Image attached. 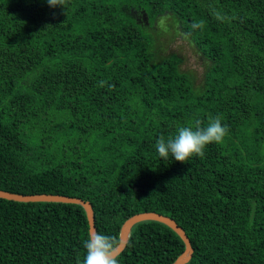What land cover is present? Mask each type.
I'll return each mask as SVG.
<instances>
[{
    "label": "trees",
    "instance_id": "1",
    "mask_svg": "<svg viewBox=\"0 0 264 264\" xmlns=\"http://www.w3.org/2000/svg\"><path fill=\"white\" fill-rule=\"evenodd\" d=\"M56 2L0 0V189L88 200L118 243L128 217L167 215L185 264H264V0ZM217 117L228 131L202 155L158 156L160 136ZM88 234L79 204L0 197V264H80ZM184 248L144 220L117 258L172 264Z\"/></svg>",
    "mask_w": 264,
    "mask_h": 264
},
{
    "label": "clouds",
    "instance_id": "2",
    "mask_svg": "<svg viewBox=\"0 0 264 264\" xmlns=\"http://www.w3.org/2000/svg\"><path fill=\"white\" fill-rule=\"evenodd\" d=\"M52 6L59 3L48 0ZM228 131L227 124L217 117L206 126L183 125L173 135L160 136L155 144L158 156L164 159L186 161L194 155H202L205 147L211 142H221ZM118 238L101 231H93L82 241L85 253L80 264H120L114 255Z\"/></svg>",
    "mask_w": 264,
    "mask_h": 264
},
{
    "label": "water",
    "instance_id": "3",
    "mask_svg": "<svg viewBox=\"0 0 264 264\" xmlns=\"http://www.w3.org/2000/svg\"><path fill=\"white\" fill-rule=\"evenodd\" d=\"M0 197L4 199L20 201V202L51 201V202L79 204L85 210L89 224V233L96 231L93 208L90 201L88 200H83L82 198L75 196L58 195V194H50V193L20 194V193L5 191L2 189H0ZM144 220H154L161 222L167 225L168 227H170L173 231H175L182 239L185 248L182 251V253H180L177 256V258L172 262V264H185L189 261L193 253V248L183 228L179 226L177 222L171 217L155 211H143V212L135 213L134 215L128 217L123 222L119 233V243L117 244L114 250L113 253L114 255L117 256L126 246L133 225Z\"/></svg>",
    "mask_w": 264,
    "mask_h": 264
},
{
    "label": "rangeland",
    "instance_id": "4",
    "mask_svg": "<svg viewBox=\"0 0 264 264\" xmlns=\"http://www.w3.org/2000/svg\"><path fill=\"white\" fill-rule=\"evenodd\" d=\"M161 44L171 52H175L183 59V68L193 72L198 78L203 73V61L191 44L178 34L162 33ZM161 47V45H160Z\"/></svg>",
    "mask_w": 264,
    "mask_h": 264
}]
</instances>
